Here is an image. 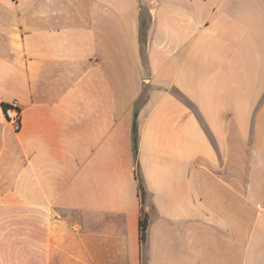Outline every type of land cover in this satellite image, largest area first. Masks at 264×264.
Here are the masks:
<instances>
[{"label":"crops","instance_id":"obj_1","mask_svg":"<svg viewBox=\"0 0 264 264\" xmlns=\"http://www.w3.org/2000/svg\"><path fill=\"white\" fill-rule=\"evenodd\" d=\"M0 264H264V0H0Z\"/></svg>","mask_w":264,"mask_h":264},{"label":"trees","instance_id":"obj_2","mask_svg":"<svg viewBox=\"0 0 264 264\" xmlns=\"http://www.w3.org/2000/svg\"><path fill=\"white\" fill-rule=\"evenodd\" d=\"M147 27H148L147 18H146V17H143V18H142V30H141L143 46H144L145 43H146ZM136 115H137V110H136V112H135V120H134V125H133V132H134V135H135V140L137 139ZM140 189H141L142 203H143V205H144V203H145V198H146V192H145V189H144V186H143L142 183H141V185H140ZM146 228H147V221H146V220H143V221L141 222V238H142V241H143V242H144L145 239H146Z\"/></svg>","mask_w":264,"mask_h":264},{"label":"built area","instance_id":"obj_3","mask_svg":"<svg viewBox=\"0 0 264 264\" xmlns=\"http://www.w3.org/2000/svg\"><path fill=\"white\" fill-rule=\"evenodd\" d=\"M7 119L19 125L21 122V109L17 102H11L5 105Z\"/></svg>","mask_w":264,"mask_h":264}]
</instances>
